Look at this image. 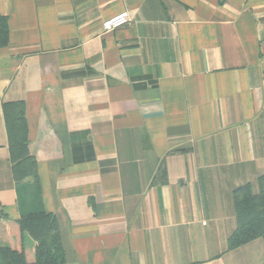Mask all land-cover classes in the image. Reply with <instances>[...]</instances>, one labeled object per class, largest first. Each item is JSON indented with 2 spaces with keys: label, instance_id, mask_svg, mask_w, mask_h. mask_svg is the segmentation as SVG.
I'll list each match as a JSON object with an SVG mask.
<instances>
[{
  "label": "crops",
  "instance_id": "obj_1",
  "mask_svg": "<svg viewBox=\"0 0 264 264\" xmlns=\"http://www.w3.org/2000/svg\"><path fill=\"white\" fill-rule=\"evenodd\" d=\"M0 15L8 219L34 197L65 264H264L261 237L228 247L233 190L264 173V0H0ZM14 102L37 184L14 178Z\"/></svg>",
  "mask_w": 264,
  "mask_h": 264
},
{
  "label": "trees",
  "instance_id": "obj_2",
  "mask_svg": "<svg viewBox=\"0 0 264 264\" xmlns=\"http://www.w3.org/2000/svg\"><path fill=\"white\" fill-rule=\"evenodd\" d=\"M7 42V20L0 15V46L6 45ZM24 112L23 102L4 105L13 174L18 185L28 176H33L37 184L36 163L27 152L28 131L27 127L23 126ZM257 184L258 194L252 193L250 183L233 190L236 228L228 238L229 248L256 237L264 240L263 209L255 210L254 220L256 221L251 224L240 223L243 196L251 199V203H248L249 208H252L251 205L254 204L264 206V175L259 176ZM31 192L38 193L37 190L29 191ZM238 226L256 233L240 236ZM0 264H65L64 250L55 216L40 207L37 210L22 212L19 218L10 220L3 213L0 205Z\"/></svg>",
  "mask_w": 264,
  "mask_h": 264
},
{
  "label": "rangeland",
  "instance_id": "obj_3",
  "mask_svg": "<svg viewBox=\"0 0 264 264\" xmlns=\"http://www.w3.org/2000/svg\"><path fill=\"white\" fill-rule=\"evenodd\" d=\"M264 175V173L262 174ZM261 176V175H260ZM258 187V186H257ZM259 189L257 190H254V188L252 187V193L253 194H258V191ZM250 198H245V196H243V199H242V214L240 216V223L242 222V224H251L252 222L256 221V219L254 220V217H255V210H257V208L259 209H263V212H264V206L263 204L260 205V204H254V205H251L252 208H249L248 206V203L250 204ZM39 207H37L36 205V202H35V198H29V199H26V202H25V205H24V209L22 212H26V211H29V210H37ZM264 215V213H263ZM238 233H240V236H247L249 234H254L256 232H249L247 231L246 229H243L241 226H238ZM260 231V230H259Z\"/></svg>",
  "mask_w": 264,
  "mask_h": 264
},
{
  "label": "built area",
  "instance_id": "obj_4",
  "mask_svg": "<svg viewBox=\"0 0 264 264\" xmlns=\"http://www.w3.org/2000/svg\"><path fill=\"white\" fill-rule=\"evenodd\" d=\"M129 21V12L124 10L102 21L101 26L103 30H112L128 23Z\"/></svg>",
  "mask_w": 264,
  "mask_h": 264
}]
</instances>
